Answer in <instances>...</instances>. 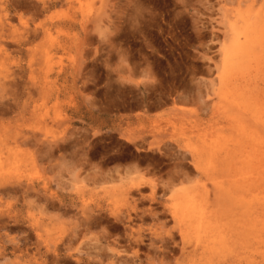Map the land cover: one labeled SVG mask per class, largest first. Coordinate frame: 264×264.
I'll list each match as a JSON object with an SVG mask.
<instances>
[{"label": "rangeland", "instance_id": "374dc122", "mask_svg": "<svg viewBox=\"0 0 264 264\" xmlns=\"http://www.w3.org/2000/svg\"><path fill=\"white\" fill-rule=\"evenodd\" d=\"M255 100L264 0H0V264H264Z\"/></svg>", "mask_w": 264, "mask_h": 264}, {"label": "bare ground", "instance_id": "6f19581e", "mask_svg": "<svg viewBox=\"0 0 264 264\" xmlns=\"http://www.w3.org/2000/svg\"><path fill=\"white\" fill-rule=\"evenodd\" d=\"M8 15V14H7ZM241 48V47H240ZM240 48H239V50H240ZM243 48H245V49H243ZM243 48H242V50L241 51H243V50H248V48H247V45H245V46H243ZM230 51H233L234 49H233V47L232 48H230L229 49ZM252 97V96H251ZM253 106H257V108L258 109H256L255 107H254V111L255 112H257V114H263L264 115V113H263V105H261V104H258L257 102H256V100H255V102L253 103ZM262 106V107H261ZM243 109H246V107L245 106H243L242 107ZM253 112V111H252ZM249 113V112H248ZM251 116H253V117H255V115H251ZM250 119V118H249ZM257 122V121H256ZM262 127V126H261ZM56 146V145H55ZM61 148V147H60ZM236 178V177H235ZM139 182V181H138ZM147 182V181H146ZM11 183V182H10ZM141 183H143V182H141ZM135 185V184H134ZM142 185V184H141ZM16 187V186H15ZM131 187V186H130ZM135 187V186H134ZM140 187V186H139ZM152 187H153V185H152ZM4 188V187H3ZM6 188V187H5ZM17 188V187H16ZM7 190L8 189H3L2 191L3 192H7ZM15 190V189H14ZM20 190H22L21 188H20ZM0 193H1V191H0ZM62 200V199H61ZM69 208V207H68ZM82 209V208H81ZM132 209H135V207H133L132 206ZM89 210V209H88ZM174 212V211H173ZM128 213V212H127ZM170 213V212H169ZM85 214V213H84ZM84 214H82V215H84ZM172 214V213H171ZM179 214V213H178ZM173 215V214H172ZM115 216V215H114ZM94 217V216H93ZM116 217V219H118V222H120V223H124L125 222V218H129V214H126V215H116L115 216ZM179 219V218H178ZM181 219H182V217H181ZM133 220V219H132ZM78 222H79V220H77ZM4 222V221H3ZM129 222V221H128ZM199 222V221H198ZM92 223H93V220H91V218L89 217V216H84L83 217V226H84V230L86 229V230H88L86 227H91V226H94V224L92 225ZM3 224V223H2ZM1 224V225H2ZM80 224V223H79ZM96 224H98V223H96ZM96 224H95V226H96ZM74 226V225H73ZM1 227V226H0ZM77 227H78V224H77ZM79 228V227H78ZM92 228V227H91ZM79 230V229H78ZM106 230V229H105ZM133 230V229H132ZM81 231V230H80ZM80 231H79V234H80ZM91 231H92V229H91ZM138 231V230H137ZM141 231V230H140ZM75 232V231H74ZM100 232H102V231H100ZM75 234V233H74ZM77 234V233H76ZM81 234H82V232H81ZM91 234H92V232H91ZM103 234V233H102ZM130 234H131V232H130ZM129 234V235H130ZM86 235V234H85ZM87 235H88V233H87ZM80 236V235H79ZM88 236H90V235H88ZM87 236V237H88ZM109 236V235H108ZM126 236H127V234H126ZM70 237V236H69ZM68 237V238H69ZM102 237H104V239H106V235H103ZM74 238V237H73ZM160 239V238H159ZM67 240V239H66ZM77 240V239H76ZM83 240V239H82ZM115 240V239H114ZM124 240V239H123ZM129 240V239H128ZM136 240V239H135ZM67 241H70V240H67ZM81 242V241H80ZM85 242V241H84ZM97 242V241H96ZM119 242V241H118ZM131 242V241H130ZM98 244V243H97ZM87 246V245H86ZM105 246H107V244L105 245ZM124 246V245H123ZM125 247V246H124ZM130 247V246H129ZM100 248H102L101 246H100ZM99 248V249H100ZM96 249H97V247H96ZM98 251H101V250H98ZM103 251V250H102ZM126 251V250H125ZM107 252V251H106ZM119 252H122V251H119ZM124 252V251H123ZM127 252H128V249H127ZM96 254H97V252H95ZM94 253V254H95ZM100 253V252H99ZM103 253V252H102ZM109 253V252H108ZM90 254H92V253H90ZM95 254V255H96ZM101 254V253H100ZM121 254V253H120ZM111 255V254H110ZM124 255V254H123ZM103 256V255H102ZM114 256V255H113ZM138 256V255H137ZM99 257V256H98ZM112 257V256H111ZM87 258V257H86ZM92 258V257H91ZM123 258H125V256L123 257ZM93 259V258H92ZM126 259V258H125ZM125 262H127V260L125 261ZM132 262V261H131ZM94 263H97V262H94ZM111 263H113V262H111ZM107 264V263H106Z\"/></svg>", "mask_w": 264, "mask_h": 264}]
</instances>
